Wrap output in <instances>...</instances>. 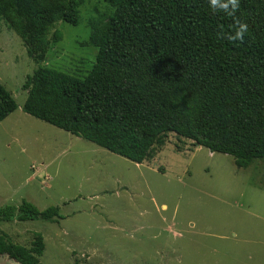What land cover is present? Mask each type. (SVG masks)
<instances>
[{
    "label": "trees",
    "instance_id": "trees-1",
    "mask_svg": "<svg viewBox=\"0 0 264 264\" xmlns=\"http://www.w3.org/2000/svg\"><path fill=\"white\" fill-rule=\"evenodd\" d=\"M83 43L97 48L83 76L42 65L61 38L57 22L79 23L83 0H0V20L37 65L22 110L130 161L154 156L169 133L229 154L237 168L262 163L264 187V0H240L233 16L208 0H106ZM237 21L244 40L227 37ZM17 108L0 83V122ZM61 218L58 206L22 200L0 207V222ZM43 238L29 245L0 230V254L41 264Z\"/></svg>",
    "mask_w": 264,
    "mask_h": 264
},
{
    "label": "rangeland",
    "instance_id": "rangeland-1",
    "mask_svg": "<svg viewBox=\"0 0 264 264\" xmlns=\"http://www.w3.org/2000/svg\"><path fill=\"white\" fill-rule=\"evenodd\" d=\"M106 0H83L79 23L42 65L86 75L97 48L83 43ZM37 65L0 20V83L17 108L0 122V207L58 206L56 222H0L10 241L43 238L41 264H264L262 163L237 168L229 154L169 133L154 156L130 161L22 110ZM0 264H20L0 254Z\"/></svg>",
    "mask_w": 264,
    "mask_h": 264
},
{
    "label": "clouds",
    "instance_id": "clouds-1",
    "mask_svg": "<svg viewBox=\"0 0 264 264\" xmlns=\"http://www.w3.org/2000/svg\"><path fill=\"white\" fill-rule=\"evenodd\" d=\"M240 0H208L209 6L215 12L217 10L224 12L228 16H233L239 7ZM234 31L228 35V39L232 41H243L245 34L248 32V25L245 22L237 21Z\"/></svg>",
    "mask_w": 264,
    "mask_h": 264
}]
</instances>
